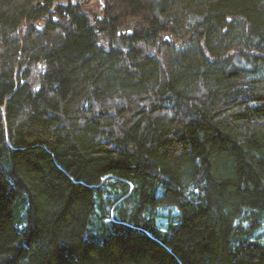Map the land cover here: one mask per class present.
I'll return each instance as SVG.
<instances>
[{"label": "trees", "instance_id": "16d2710c", "mask_svg": "<svg viewBox=\"0 0 264 264\" xmlns=\"http://www.w3.org/2000/svg\"><path fill=\"white\" fill-rule=\"evenodd\" d=\"M83 9L0 0V264H264V0Z\"/></svg>", "mask_w": 264, "mask_h": 264}, {"label": "flooded vegetation", "instance_id": "af4514ba", "mask_svg": "<svg viewBox=\"0 0 264 264\" xmlns=\"http://www.w3.org/2000/svg\"><path fill=\"white\" fill-rule=\"evenodd\" d=\"M82 2L81 0H72V3L73 4H75V5H79L77 2ZM99 2H100V0H98ZM101 3V2H100ZM83 4L81 3V6H82ZM84 6V11H85V13H86V15L91 19V21H92V23H94V27H96L95 25H96V22L98 21H102L103 20V9H104V7H105V5H104V2L101 4V6H100V4H99V7L98 8H96L95 10H91L90 8H86V6H89V5H83ZM131 26L130 25V22L127 24V26ZM130 30H131V28H130ZM120 31H121V33H128L127 32V30H126V28H123V27H121L120 28Z\"/></svg>", "mask_w": 264, "mask_h": 264}, {"label": "rangeland", "instance_id": "374dc122", "mask_svg": "<svg viewBox=\"0 0 264 264\" xmlns=\"http://www.w3.org/2000/svg\"><path fill=\"white\" fill-rule=\"evenodd\" d=\"M77 1V0H76ZM82 2V4L83 5H89V6H86V8L88 7V8H90L92 11L93 10H95L96 8H98L99 7V4H100V6H101V4L104 2V5H105V3H106V0H100V2L98 1V0H89L87 3H85V0H81ZM80 6H81V3L78 1L77 2ZM82 5V7L84 8V6ZM131 26L129 27V28H131L132 30H134V27H133V24L131 23L130 24ZM126 28H127V26H126ZM131 33V30L127 33V34H130Z\"/></svg>", "mask_w": 264, "mask_h": 264}, {"label": "water", "instance_id": "95a60500", "mask_svg": "<svg viewBox=\"0 0 264 264\" xmlns=\"http://www.w3.org/2000/svg\"><path fill=\"white\" fill-rule=\"evenodd\" d=\"M89 0H85V3H87ZM130 26L128 25L127 26V31H130V28H129Z\"/></svg>", "mask_w": 264, "mask_h": 264}, {"label": "bare ground", "instance_id": "6f19581e", "mask_svg": "<svg viewBox=\"0 0 264 264\" xmlns=\"http://www.w3.org/2000/svg\"><path fill=\"white\" fill-rule=\"evenodd\" d=\"M126 30H127V28H126ZM127 32H129V31H127ZM167 37H168V36H167ZM167 37H166V38H167Z\"/></svg>", "mask_w": 264, "mask_h": 264}]
</instances>
